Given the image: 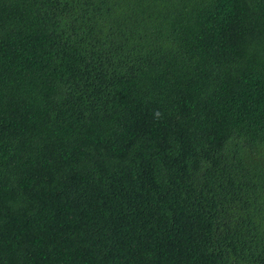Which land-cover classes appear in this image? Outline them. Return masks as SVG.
I'll list each match as a JSON object with an SVG mask.
<instances>
[{"label": "trees", "instance_id": "16d2710c", "mask_svg": "<svg viewBox=\"0 0 264 264\" xmlns=\"http://www.w3.org/2000/svg\"><path fill=\"white\" fill-rule=\"evenodd\" d=\"M0 264H264V0H0Z\"/></svg>", "mask_w": 264, "mask_h": 264}]
</instances>
